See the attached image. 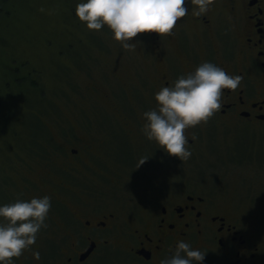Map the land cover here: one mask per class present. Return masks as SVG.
<instances>
[{
	"label": "flooded vegetation",
	"instance_id": "obj_1",
	"mask_svg": "<svg viewBox=\"0 0 264 264\" xmlns=\"http://www.w3.org/2000/svg\"><path fill=\"white\" fill-rule=\"evenodd\" d=\"M150 3L159 14L136 34L153 61L143 82L168 123L158 127L149 116L148 129H105V146L88 130L65 138L55 156L58 166L41 168L38 187L60 202L69 198L59 194L65 189L77 203L65 204L59 248L44 262L264 264L263 225L214 185L218 156L203 147L195 122L203 108L214 124L217 109L226 121L224 136L232 137L226 140L238 144L252 132L264 139V0ZM115 132L127 140L117 150ZM119 153L122 173L97 167L96 160L108 163ZM137 177L149 190L136 200L127 180Z\"/></svg>",
	"mask_w": 264,
	"mask_h": 264
},
{
	"label": "rangeland",
	"instance_id": "obj_2",
	"mask_svg": "<svg viewBox=\"0 0 264 264\" xmlns=\"http://www.w3.org/2000/svg\"><path fill=\"white\" fill-rule=\"evenodd\" d=\"M150 1L15 0L0 15V264H46V254L58 250V231L69 212L65 204L77 199L59 189L69 198L57 201L38 184L42 167L58 166V146L75 129L78 134L88 130L97 145L105 146V129H144L155 114L158 127L167 125L153 104L151 86L143 82L153 61L142 53L136 35L159 14ZM216 111L214 124L201 110L195 117L201 126L198 139L218 156L212 166L220 172L212 181L264 228V139L252 132L241 135L238 144L226 140L232 137L224 136L226 121ZM115 133L117 150L127 140ZM159 149L163 155L165 148ZM119 155L96 165L105 174L122 173L125 162ZM139 177L127 180L136 200L149 190Z\"/></svg>",
	"mask_w": 264,
	"mask_h": 264
},
{
	"label": "trees",
	"instance_id": "obj_3",
	"mask_svg": "<svg viewBox=\"0 0 264 264\" xmlns=\"http://www.w3.org/2000/svg\"><path fill=\"white\" fill-rule=\"evenodd\" d=\"M12 0H0V15L2 14V12L3 11H5V10H7L6 12L8 13L9 12V8L7 9L6 8V6H9V5H11L13 2H11ZM23 1H26V0H22V2ZM5 9V10H4ZM16 12H17V6H16ZM18 77V76H17ZM29 78L30 79H32L30 76H29ZM23 81H25V80H27V78H23L22 79ZM31 84H34V87H35V89H37L36 91H40V87H39V85H37V82L35 83V82H33V83H31ZM97 90V89H96ZM98 91H99V89H98ZM5 94H7V93H5ZM9 96V95H8ZM3 104V102H2V100L0 99V115H1V113H2V110H1V105ZM156 107H160L161 108V106H157L156 105ZM157 108V110L158 111H161L160 109H158ZM105 111H106V109H104ZM202 112H204L203 111V108L202 109H200ZM213 113V112H212ZM209 115H210V113H208ZM160 115V114H159ZM156 116H158V115H156ZM156 116L154 115V117L153 118H155V122H156ZM198 117V116H197ZM8 119H9V117L7 118V120L5 121V122H7L8 121ZM3 131H4V128L3 127H0V135L3 133ZM9 159H11V158H7V160H9ZM130 164H132V162L130 163ZM0 165H2V164H0ZM2 168H1V166H0V170H1ZM39 217H40V220L41 219H45V216H43V215H39ZM35 227H39V228H42L41 227V225H34Z\"/></svg>",
	"mask_w": 264,
	"mask_h": 264
}]
</instances>
